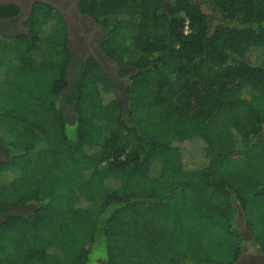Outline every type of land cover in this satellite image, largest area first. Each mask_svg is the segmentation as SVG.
I'll return each instance as SVG.
<instances>
[{"label":"trees","instance_id":"1","mask_svg":"<svg viewBox=\"0 0 264 264\" xmlns=\"http://www.w3.org/2000/svg\"><path fill=\"white\" fill-rule=\"evenodd\" d=\"M79 9L123 91L48 5L0 36V264H235L248 208L264 255V0Z\"/></svg>","mask_w":264,"mask_h":264},{"label":"flooded vegetation","instance_id":"2","mask_svg":"<svg viewBox=\"0 0 264 264\" xmlns=\"http://www.w3.org/2000/svg\"><path fill=\"white\" fill-rule=\"evenodd\" d=\"M47 1L56 4L61 10L67 11L68 9V14L63 17V19L65 21L66 18L70 22V26L68 27V24L65 21L67 26L68 39L70 43V50H72L73 44L77 49L76 52H73L72 50L73 61L71 64L72 67L69 69V71H72V78H74L76 73L80 70V66L77 64V60L78 58H80L81 62L83 63L87 62L88 60H94L104 70L105 74L107 76H110L113 80V77L115 75L114 73L118 71V67H113L112 65H110L109 63H105L98 57V54H102L103 56H105L99 49V42L102 37V29L98 30L92 25V23L86 20V17H88L89 15L83 14L80 11L79 4L81 0ZM36 3L48 5L41 0H0V8L14 6L18 9V12L15 16L0 19V36H11L26 33L25 25L31 14L33 6ZM48 6L55 9L51 5ZM73 6H76L79 12L78 15L74 12ZM95 24L99 26L96 22ZM99 27L102 28L101 26ZM70 37H72V39H70ZM107 69H109V72L107 71ZM110 74L113 76H111ZM6 159L7 150L0 146V162L5 161ZM4 217V214H0L1 219H3ZM260 256L264 259V255L260 254ZM235 264H237V262ZM251 264H260V262L254 261Z\"/></svg>","mask_w":264,"mask_h":264},{"label":"rangeland","instance_id":"3","mask_svg":"<svg viewBox=\"0 0 264 264\" xmlns=\"http://www.w3.org/2000/svg\"><path fill=\"white\" fill-rule=\"evenodd\" d=\"M203 1H207V0H203ZM202 8H203L205 13L210 14L211 10H210L209 6L207 4H205V2H203ZM72 50H73V52L77 51L74 44L72 45ZM72 50H71V52H72ZM107 71L109 72V69H107ZM71 72L72 71H68V76H69V78L72 79V73ZM116 73L117 72L114 73L115 75L113 77L114 85L119 86L120 90L123 91L122 85H120V83L116 79ZM111 76H113V75H111ZM7 77L11 78L12 74L10 73ZM66 112H68V110H66ZM69 116H70V114H69ZM263 134H264V128H263ZM230 149H231V146L228 144L227 145L225 144V145H222V146L218 147L217 149H215L213 151V154L219 153V152H227ZM249 209L250 208H248L246 211L239 209L238 212L236 213V216H235L236 220H237L236 222H237L238 226L240 227V230L243 233V237H244V244H243V247L241 249L240 257L237 261V264H251L254 261L255 262L259 261L260 264H262V263H264V259L260 256V252L254 247L253 242L250 239V237L248 236V232L245 229V223H246V220H247L248 215H249ZM32 210H33V206L29 205V206H26L22 211H19V213H21V212L22 213H30Z\"/></svg>","mask_w":264,"mask_h":264},{"label":"water","instance_id":"4","mask_svg":"<svg viewBox=\"0 0 264 264\" xmlns=\"http://www.w3.org/2000/svg\"><path fill=\"white\" fill-rule=\"evenodd\" d=\"M41 1H43L44 3H46V4H48V5H51V6H53L59 13H60V15L62 16V17H65L67 14H68V9H67V11H64V10H61L56 4H53V3H50V2H48L47 0H41ZM79 1V0H78ZM71 7V6H70ZM73 9H74V12L78 15L79 14V12H78V10H77V8H76V6H73ZM86 20L88 21V22H90V23H92V25L95 27V28H97L98 30H101L102 28H100L99 26H97L96 24H95V21L91 18V17H86ZM65 21H66V23L68 24V27L70 26V22L68 21V19H66L65 18ZM70 39H72V37H70ZM98 57L102 60V61H104L105 63H109L110 65H112V66H114V67H118V65L117 64H115V63H112L108 58H106L105 56H103L102 54H98Z\"/></svg>","mask_w":264,"mask_h":264},{"label":"built area","instance_id":"5","mask_svg":"<svg viewBox=\"0 0 264 264\" xmlns=\"http://www.w3.org/2000/svg\"><path fill=\"white\" fill-rule=\"evenodd\" d=\"M187 22H185V28H184V33L187 34L188 33V26H187Z\"/></svg>","mask_w":264,"mask_h":264}]
</instances>
